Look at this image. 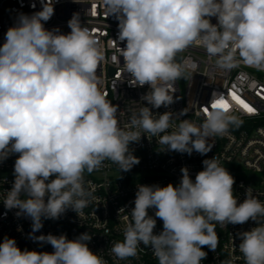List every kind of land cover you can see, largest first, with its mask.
<instances>
[{
	"label": "clouds",
	"instance_id": "9594fccd",
	"mask_svg": "<svg viewBox=\"0 0 264 264\" xmlns=\"http://www.w3.org/2000/svg\"><path fill=\"white\" fill-rule=\"evenodd\" d=\"M41 2L40 11L18 16L0 46V162L18 154L13 185L0 200L6 209H17V217L31 219L30 239L54 251L21 250L6 236L0 264H107L89 248L88 232L71 240L65 234L35 233L43 220L59 219L68 209L79 216L89 205L92 191L85 172L105 160L120 172L138 165L130 144L142 136L157 137L165 151L189 156L211 151L207 139L225 134L236 122L229 109L214 106L221 99L216 92L199 125L179 118L185 109L175 113L180 121L175 125L172 111L152 109L175 102V84L186 72L176 57L191 46L205 50L221 70L240 63L264 68V0H103L118 21L119 41L126 42L119 51L128 83L149 88L140 98L143 106L132 111L124 127L118 106L100 90L97 68L103 56L97 39L82 26L79 14L68 21L67 34L47 29L53 0ZM202 163L194 180L183 167L177 185H137L124 239L111 248L115 258L134 257L143 245L152 249L158 264H201L205 246L217 249V224L252 220L256 227L237 233L238 249L245 264H264V202L249 187L238 203L227 168L215 157ZM149 209H155V218ZM156 218L163 222L158 234Z\"/></svg>",
	"mask_w": 264,
	"mask_h": 264
},
{
	"label": "built area",
	"instance_id": "2783aa9c",
	"mask_svg": "<svg viewBox=\"0 0 264 264\" xmlns=\"http://www.w3.org/2000/svg\"><path fill=\"white\" fill-rule=\"evenodd\" d=\"M53 6L54 14L45 23L47 29L59 28L67 34L71 31L68 21L74 14H79L82 26L87 27L97 39L103 56L97 68V75L102 81L100 90L108 101L118 106L120 126H126L132 111L143 106L140 98L149 88L147 85L133 87L128 83L129 76L124 72L123 57L119 51L126 42L119 41L118 21L109 16L103 0H53ZM41 9V0H0V46L4 43L7 30L17 22L21 13L32 15ZM211 22L216 23V18H211ZM176 61L186 65V72L185 77L175 84V102L168 108L162 106L152 111H172L175 125L180 122L175 119V113L179 115L185 109L187 114L179 115V118L199 125L204 120L205 109H210L212 93L216 92L217 99L223 98L229 104V112L236 117V122L229 125L225 134L207 139L211 151L206 155L193 152L189 156L165 151L166 146L159 144L157 137L142 136L139 142L130 144L133 154L140 159L138 165L128 172H120L116 164L105 160L98 169L85 172L86 187L92 191L89 205L79 216L68 209L59 219L43 220V227L35 233L36 236L65 234L71 240L88 232L92 236L89 248L101 255L107 264H158L152 249L143 245L138 248L136 256L125 260L111 254L113 244L124 239L123 229L128 222L126 217L130 219L128 212L134 207L137 185H177L183 167L188 168L194 180L196 174L203 170L202 161L213 157L234 177L233 188L238 203L244 200L249 187L264 202V68L240 63L232 69L221 70L215 66V58L210 59L205 50L197 46L178 53ZM232 93L247 102L254 111L244 109L233 99ZM143 103L151 108L146 101ZM17 155H10L0 162V197L13 185ZM241 170L248 174L240 175ZM122 208L125 210L120 211ZM17 211L6 209L0 200V243L7 236L14 238L21 250L54 251L50 244L29 238L31 219L17 217ZM149 215L155 218V209H149ZM156 220L154 232L158 234L163 230V222L159 218ZM256 226L252 220L242 225L217 224V249L211 251L205 246L202 250L207 252V257L201 264H227L229 261L231 264H245L238 249L240 238L237 233Z\"/></svg>",
	"mask_w": 264,
	"mask_h": 264
},
{
	"label": "snow or ice",
	"instance_id": "6c2138e0",
	"mask_svg": "<svg viewBox=\"0 0 264 264\" xmlns=\"http://www.w3.org/2000/svg\"><path fill=\"white\" fill-rule=\"evenodd\" d=\"M233 99L236 100L244 109H246L249 112L254 111V109L247 103L245 102L242 98L237 96L235 93H232ZM217 107H222L225 110L229 109V104L226 102L225 99L221 98L220 100L217 101V104L214 105Z\"/></svg>",
	"mask_w": 264,
	"mask_h": 264
},
{
	"label": "rangeland",
	"instance_id": "374dc122",
	"mask_svg": "<svg viewBox=\"0 0 264 264\" xmlns=\"http://www.w3.org/2000/svg\"><path fill=\"white\" fill-rule=\"evenodd\" d=\"M239 174H240V175H247L248 172H245V171L241 170V171H239Z\"/></svg>",
	"mask_w": 264,
	"mask_h": 264
}]
</instances>
